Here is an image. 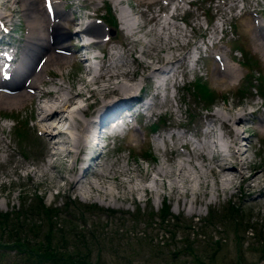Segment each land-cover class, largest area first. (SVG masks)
<instances>
[{
	"label": "rangeland",
	"instance_id": "374dc122",
	"mask_svg": "<svg viewBox=\"0 0 264 264\" xmlns=\"http://www.w3.org/2000/svg\"><path fill=\"white\" fill-rule=\"evenodd\" d=\"M4 1L0 0L1 14H7V5L12 4ZM81 2L87 11L79 13L95 12L94 17H100L113 26L111 29L100 23L105 26L110 39L106 43H98L97 46L105 48V51L99 64H91L92 69L107 65L108 72L116 73L119 82L130 85L132 94L147 82L149 86L138 94L147 99L155 89L158 96L152 97L151 101L157 104L164 98L170 105L171 115L166 105H162L156 111L161 112L163 119L154 130L143 125L147 121L144 117L114 143L103 141L105 146L97 163L103 164V172L109 167V171L118 174L103 179L97 174L92 175L91 168L81 174L82 181L72 188L67 182L71 171L70 159L63 153L50 155L47 137L33 125L37 118L33 101H26L19 108H1L0 212H10L25 205L26 216L29 215L27 222L42 226L41 232L31 233V243L43 241L42 232L50 221L54 240L59 243L57 251H63L61 244L65 246L64 250H79V254H87L85 262L88 264L180 262L182 258H188L175 251L180 252L185 241L202 244L208 238L209 241H221L213 264H228L232 260L233 257H223L233 256L234 242L240 249L244 264H264L261 252L264 250V123L261 125L259 121L264 119V45L255 29L256 25L264 28V0H120L116 5L112 0H61L56 4L72 14ZM39 4L42 7V0ZM67 5L70 7L66 8ZM13 7L16 13H11L10 19L14 30L9 39L20 55L27 23L20 5L15 3ZM107 7L113 23L104 17ZM120 9L127 12V21L136 25L133 34L128 35L120 28ZM91 21L96 20L91 18ZM211 38L212 45L209 46ZM201 40L207 43L203 53L206 56L193 65L192 46L202 48ZM67 42L74 43L71 40ZM93 51L100 56L99 52ZM214 54L222 56V63L236 70L235 78L230 80L219 73L220 63ZM171 57L170 72L166 75L149 73L141 66L158 58ZM79 58L81 54L77 53L59 69L55 65L48 66L44 79L48 80L52 75L55 82L78 87L79 80L85 75V65ZM165 77L169 80L167 84H163ZM193 77L211 92L213 98L210 103L194 95ZM174 78L172 85L170 82ZM115 80L105 82L98 78L97 86H93L97 95H90L82 85L84 96L76 99L79 108L72 117L68 115L69 120L74 125L76 121L81 125L78 120L83 119L85 105L100 100L106 93L107 89L100 85L109 86ZM121 105L120 110L125 107ZM242 109L253 110L251 114L243 115L250 130L242 135L249 136L244 140L247 145L245 158L249 161L245 175L249 176L253 168L262 170L259 202L253 204L247 200L239 178L232 184L228 183V188L223 190L208 168L209 161L203 162L198 156L189 157L192 164L187 167V176L183 174L181 179L172 174L171 177H163L161 184H153L152 179L156 177L153 168L164 158L162 149L166 148L164 155L171 165L186 157L185 147L174 143L168 133L183 134L181 139L191 142V148L197 153L203 149L200 140L211 141L214 135L216 139L225 138L219 121L208 116L209 113L238 115ZM154 114L148 121L154 120ZM18 124L23 125L20 137L16 136ZM207 125L213 128L214 133L204 132ZM238 128L245 127L241 124ZM72 131L78 134L75 129ZM204 133L207 136L204 137ZM64 147L60 146V149ZM171 147H175L173 154L168 151ZM93 169L97 171L98 167ZM169 178L174 180L172 186ZM226 178L230 180L233 176ZM144 185L150 188V194L143 191ZM34 195L44 206L52 208L53 214L48 219L36 206ZM255 195L256 192L252 193ZM163 203L167 206L165 220L158 216ZM35 208L42 215L38 219ZM178 223L186 229L174 228ZM168 230L174 232L172 239L166 232ZM82 241L86 246L83 247ZM199 260L208 263V259L199 257Z\"/></svg>",
	"mask_w": 264,
	"mask_h": 264
},
{
	"label": "bare ground",
	"instance_id": "6f19581e",
	"mask_svg": "<svg viewBox=\"0 0 264 264\" xmlns=\"http://www.w3.org/2000/svg\"><path fill=\"white\" fill-rule=\"evenodd\" d=\"M56 1L57 0H49L53 6L52 15H49L44 8L43 0L41 5L42 7H40L39 0L4 1L5 3H12L9 4L12 8L7 5L9 12L7 14H3L2 17H10L12 16L11 13H16L13 4L18 3L20 5L22 15L26 18L27 33L22 40L23 43L20 48V58L17 63V66L19 65L23 75L19 79L17 78L14 80V78L11 77L9 80H5L1 77L2 73H0V109L4 107L13 109L19 108L23 106L26 101H33L32 107L34 106L33 108L35 109L37 116L33 125L40 130L42 136L47 137L46 144L49 146V149H51V156L58 154V146H65L63 149H60V151L62 150L63 155H66L71 162L70 178H66L70 187L75 188L77 183L79 184V182L82 181L81 174L83 172H89L91 168L92 175L97 174L103 179L113 178L118 174L116 171H109V167H107L103 172V164L97 163L103 149L101 138L97 135L92 142H90L89 138L83 139L82 136L86 133L85 124H82L81 120H78L81 122V125H79L77 121L74 125L69 120V116L72 117L73 113L79 108L76 99L84 96L82 85L85 86L89 94L91 93L90 95H97L96 89L93 88V86H97L96 83L98 78H101L105 82L116 79L115 81L110 82L109 86L100 85L101 88L107 89L106 93L101 96L103 99L101 106L105 105L104 108H107V110L119 104L130 105L132 102L131 100L136 99V97H134V94L130 93V90L132 89L130 88V85L127 86L126 82H119L116 73L108 72L109 69L107 65L104 66V68L100 67L97 70H93L89 66L86 67L84 70V79L79 80L80 85L76 88L71 86L67 87L62 81L55 82L53 79L54 76L52 75H50L48 80L44 79V74H46L45 68L50 65H55L59 69L66 64L72 56H76V54L82 49H86V47H83V43L82 46L80 45L81 40H83V35L91 32L97 36L103 37L105 35V30L98 23H91L90 25L81 27V23L78 22V18L72 16L67 11L59 9ZM45 2L46 0H44V5ZM112 2L116 5L120 3V0H112ZM127 15L126 11L124 12L120 9L118 12V22L120 24V28L129 35L134 33L136 25L127 21ZM255 29L257 36L261 39L264 45V28L260 25H256ZM69 40L74 43H68L67 41ZM97 43H103V41H98ZM94 46H97V44ZM168 58H158L149 61V63H143L141 66L147 70V72L149 71V73L166 75L170 72V69L167 71L163 70L161 68V64L165 65L167 63H171L173 58ZM215 58L220 63L218 68L219 73L230 80L235 78L236 70L233 67L222 63V56L217 54L215 55ZM81 61L86 62L88 61V58L82 57ZM174 81L175 78L171 80L170 83L173 85ZM168 82V77H165L163 84H167ZM48 86L53 88H49ZM70 93L72 95H69ZM156 96H158L157 93H155L154 97ZM165 101L166 100L163 98L161 101L157 102V104L147 103L145 107L146 112H152L155 114L161 113L156 110H158L162 105H166L167 111H169L171 115L170 105ZM120 106L121 105L115 109H119ZM114 114V116H118L120 111L117 110ZM244 114H246V111L243 109L238 115L233 113L229 116H224L215 112L209 113L208 116L215 117V119L219 121L225 138H219L218 140L212 139V141L199 139L202 147L200 145L199 146L203 149H200L197 153L194 152V148H191V142L181 139L183 134L179 135V133H168L167 136H169V138L171 137L174 143H179L181 146L185 147L186 157L171 165L168 163L170 162L169 158L164 155L166 148L165 150L162 149L161 155L164 156V158L161 159L157 167L153 168L156 176L153 179V176L151 177L152 181H154L153 184H161L163 177L166 178L168 175L171 177L172 174H176L177 177H180L183 174L187 176L185 174L187 167L192 164V160L189 159V157L193 159L195 156H198L201 160H203V162L209 161L208 168L210 171H213L215 178H217V182L219 181V183H221V188L223 190L228 188L226 186L228 183L232 184L236 178H239L245 188H243V192L248 197L247 200L253 204L259 202V198L261 197L259 181L262 176V170L253 168L251 169L249 176L245 175V170L248 169L247 162L249 161L245 158V152L247 151L245 147L247 145H245L244 140L246 141L249 136L244 137L242 133L248 132L250 130V126L246 125L245 118L243 117ZM114 116H111L110 119ZM259 121L261 122V125L264 123V119H259ZM105 124L106 122H104V125ZM241 124L244 125V129L238 128ZM72 129H75L78 134L73 133ZM204 132H210L212 134L214 133V130L213 128L210 129L207 125ZM205 133L204 137L207 136ZM168 151L173 154L175 147L169 148ZM74 163H76V166L73 165ZM80 163L81 166L79 167L78 164ZM166 163L168 165H166ZM94 166L98 167L97 171L93 169ZM227 176H233V179L227 180ZM169 181L170 186H172V182L174 181L173 178H169ZM198 183H200V181H198ZM90 186L92 187L91 184ZM142 187L143 191L150 194L151 190L148 186L144 185ZM255 192L256 195L252 196V193ZM191 211L194 212V207H192Z\"/></svg>",
	"mask_w": 264,
	"mask_h": 264
},
{
	"label": "trees",
	"instance_id": "16d2710c",
	"mask_svg": "<svg viewBox=\"0 0 264 264\" xmlns=\"http://www.w3.org/2000/svg\"><path fill=\"white\" fill-rule=\"evenodd\" d=\"M107 18L112 20L111 16H107ZM193 89L194 95L198 96L201 100L207 103L212 101L211 98H213V96L211 92L199 79L193 82ZM17 135L20 137L21 131L17 130ZM34 198L36 206H39V210L43 213L42 215L48 219L47 217L53 214L52 208L50 206H44L41 199L36 195H34ZM35 210L38 211L37 208H35ZM25 212L28 213L23 204L10 212H0V264H88L85 262V255L87 256V254H79V250H64L65 246L61 244L63 251H57L59 243L54 240L50 221H48L49 225H46L45 231L42 232L43 241L34 240L35 242L31 243L30 240H33L31 239V233L36 234L37 232H41L40 228L42 226L35 225L31 221L28 223L27 219L29 215L26 216L27 214ZM34 212L35 211H33V213ZM39 212L40 211H38L36 215L37 219L40 218L41 215ZM21 214H24L27 218L22 217L23 215ZM166 214L167 206L163 203L160 207L158 216L161 220H165ZM173 227L186 229V226H182L179 223ZM166 232L172 239L174 232L171 230ZM223 232L225 234V231ZM34 237H36V235H34ZM82 242L84 243V241ZM220 242V240L209 241V238L202 244H197L195 241H185L180 252L175 251V253L182 254L189 260L182 258L180 262L175 261L171 263L169 261H161L155 264H188V262H192L193 264H213V261H216L217 252L220 250L218 248ZM56 243H58V246ZM83 243H81L83 247L86 246L85 243ZM211 244L212 246H210ZM232 248L234 249L233 256H222L223 259L226 257H233L228 264H244L241 252L239 251L240 249L237 248L236 242H234ZM261 252L264 255V250ZM199 257L208 259V263L199 260ZM221 264L225 263L222 262Z\"/></svg>",
	"mask_w": 264,
	"mask_h": 264
}]
</instances>
